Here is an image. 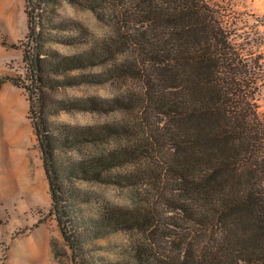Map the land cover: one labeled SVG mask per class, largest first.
Instances as JSON below:
<instances>
[{
	"label": "trees",
	"instance_id": "1",
	"mask_svg": "<svg viewBox=\"0 0 264 264\" xmlns=\"http://www.w3.org/2000/svg\"><path fill=\"white\" fill-rule=\"evenodd\" d=\"M58 1L25 0L29 30L12 43L23 49L25 73L1 75L0 86L10 81L27 92L52 209L74 264H96L83 255V244L120 230L153 233L131 246L132 254L122 264H182L156 247L158 207L106 206L95 212L89 207L92 195L73 183L80 178L140 187L160 184L167 175L193 191L172 204L189 221V232L201 235L197 264H264V123L252 84L260 79V57L243 53L205 0H150L142 12L145 19L173 27L169 36L152 41L122 25L127 0H71L117 24L118 31L100 41L83 23L60 18L47 6ZM2 43L7 45L5 39ZM54 43L87 46L63 55ZM108 63L101 73L53 76ZM148 63L170 67L169 93L130 90L128 83L144 81ZM109 79L122 82L126 93L75 99H55L50 93L60 86ZM64 109L118 110L131 119L100 125L52 119ZM154 111L175 120L171 155L150 123ZM107 139L117 140L116 145L92 157L65 155L69 148ZM116 168L122 170L114 172Z\"/></svg>",
	"mask_w": 264,
	"mask_h": 264
},
{
	"label": "rangeland",
	"instance_id": "2",
	"mask_svg": "<svg viewBox=\"0 0 264 264\" xmlns=\"http://www.w3.org/2000/svg\"><path fill=\"white\" fill-rule=\"evenodd\" d=\"M150 0H127L122 14V25L142 39L154 40L169 36L172 25L154 24L142 15ZM214 8L223 25L232 33V40L243 47L245 55L260 57L262 69L256 86V102L264 123V13H256L252 0H205ZM55 9L60 18L77 20L91 32L94 40L108 38L118 31L117 24L102 18L91 8L71 0H59L47 5ZM25 0H0V76L6 73H25L23 49L12 46L23 40L29 30ZM124 29V28H123ZM6 40L7 45L2 42ZM61 54L71 55L86 49L85 44L67 45L54 43ZM252 56V57H253ZM253 57V58H254ZM110 64L87 67L63 74V78L79 73H101ZM144 81L128 83L130 90L140 88L169 93L171 70L164 64L148 63ZM255 81V80H252ZM153 85H152V84ZM151 84V86H149ZM126 87L116 79L90 81L50 89L55 99H75L89 96L113 98L126 93ZM27 92L10 81L0 86V264H74L73 253L66 243L57 216L52 209L50 183L44 166L42 150L29 118ZM147 115V114H146ZM52 119L75 125H100L110 121L131 119L123 111H84L78 109L59 110ZM150 123L159 134L166 153L171 155V138L175 126L168 115L154 111ZM177 122V121H176ZM115 139L100 144H82L66 150L69 158H89L100 151L114 147ZM173 156V155H172ZM128 168V167H126ZM122 168L113 171L119 172ZM74 185L92 195L89 204L95 212L104 207L119 208L158 207L160 223L155 235L156 247L164 255L178 259L182 264H197L201 235L189 232L190 223L174 209V198L193 194L191 188L167 175L159 183L140 187H120L113 183L75 178ZM187 188V189H186ZM171 202V203H170ZM77 210V209H76ZM153 234L142 231H116L83 244V255L96 264H122L132 254L131 246L140 243ZM196 234V235H195Z\"/></svg>",
	"mask_w": 264,
	"mask_h": 264
},
{
	"label": "crops",
	"instance_id": "3",
	"mask_svg": "<svg viewBox=\"0 0 264 264\" xmlns=\"http://www.w3.org/2000/svg\"><path fill=\"white\" fill-rule=\"evenodd\" d=\"M256 5L253 7V11L256 13H264V0H252Z\"/></svg>",
	"mask_w": 264,
	"mask_h": 264
}]
</instances>
